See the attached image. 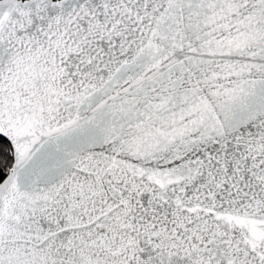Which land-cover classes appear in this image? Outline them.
I'll use <instances>...</instances> for the list:
<instances>
[{
    "label": "snow or ice",
    "instance_id": "1",
    "mask_svg": "<svg viewBox=\"0 0 264 264\" xmlns=\"http://www.w3.org/2000/svg\"><path fill=\"white\" fill-rule=\"evenodd\" d=\"M0 264H264V0H0Z\"/></svg>",
    "mask_w": 264,
    "mask_h": 264
}]
</instances>
